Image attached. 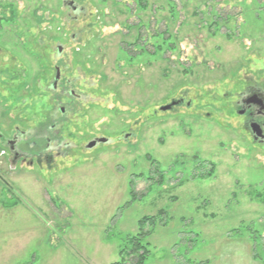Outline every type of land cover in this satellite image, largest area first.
Returning <instances> with one entry per match:
<instances>
[{
  "label": "rangeland",
  "instance_id": "1",
  "mask_svg": "<svg viewBox=\"0 0 264 264\" xmlns=\"http://www.w3.org/2000/svg\"><path fill=\"white\" fill-rule=\"evenodd\" d=\"M57 67L82 96L64 124ZM249 85L264 99V0H0V132L57 123L62 152L0 168V264H114L145 216V264H264Z\"/></svg>",
  "mask_w": 264,
  "mask_h": 264
},
{
  "label": "flooded vegetation",
  "instance_id": "2",
  "mask_svg": "<svg viewBox=\"0 0 264 264\" xmlns=\"http://www.w3.org/2000/svg\"><path fill=\"white\" fill-rule=\"evenodd\" d=\"M61 52L62 48L61 46H58V54L60 55ZM57 76L58 80L56 81ZM70 84L71 82L68 81V79H63L61 69L57 67L55 77L49 86V90L51 93H58V91H60L56 100L58 105H53L54 111H57V117L55 120L59 124L62 121L63 124L67 121H64V118L68 113H70V110L73 111L75 108V105L72 104H74L75 101L77 102L82 100V96L78 95L68 86ZM226 96L231 97V95L228 94ZM233 102L235 108L238 110L237 114L243 118V125L249 132V135L253 138V141L259 145H264V99L260 97L259 90L249 85L241 93L236 95V100ZM63 103L72 106H65ZM173 103L174 102H172V104ZM175 103L176 104L172 108L182 105V102ZM43 116L46 120H48V116L45 117V114ZM57 123H55L54 127L49 128L50 132L48 131L46 133H34L31 131L28 133L16 128L15 133L8 138L0 132V168H2L3 164H8L10 169H17L18 167L26 165L32 168H42L43 165L51 167L53 160V154L51 152L52 150L57 152L60 147L58 146L56 148L59 141H57L53 135L51 136V131L54 129H57L55 132L60 135L61 127L58 126ZM256 125L261 127L260 131L262 132V138H259L258 140L255 139L252 131V126L255 127ZM96 143L99 142L97 141ZM100 144L102 143H99V145ZM97 146L98 145L96 144L95 147ZM57 154L60 155L62 152H57ZM0 182L5 183L1 176Z\"/></svg>",
  "mask_w": 264,
  "mask_h": 264
},
{
  "label": "trees",
  "instance_id": "3",
  "mask_svg": "<svg viewBox=\"0 0 264 264\" xmlns=\"http://www.w3.org/2000/svg\"><path fill=\"white\" fill-rule=\"evenodd\" d=\"M163 214L161 210L159 218ZM157 216H145L138 222V235L128 240V245L125 249H122L121 260L114 264H145L149 257V243H145V239L149 236V233L145 232L148 226H154ZM263 248H264V244ZM257 258V256H256ZM259 258V257H258ZM131 262H130V261Z\"/></svg>",
  "mask_w": 264,
  "mask_h": 264
},
{
  "label": "water",
  "instance_id": "4",
  "mask_svg": "<svg viewBox=\"0 0 264 264\" xmlns=\"http://www.w3.org/2000/svg\"><path fill=\"white\" fill-rule=\"evenodd\" d=\"M59 51H60V49H59ZM59 75V74H58ZM58 80V76L56 77V81ZM176 103L174 102L172 105H169V106H165V107H163L162 109H161V111H163V112H166V111H168V110H170L174 105H175ZM261 130V127L258 125H256L255 127L254 126H252V131H253V134H254V136H255V139L256 140H258L259 138H262L261 137V134H262V132L260 131ZM100 142H106V140L105 139H102ZM96 142H92L89 146H88V148L89 149H92V148H94L95 146H96Z\"/></svg>",
  "mask_w": 264,
  "mask_h": 264
}]
</instances>
